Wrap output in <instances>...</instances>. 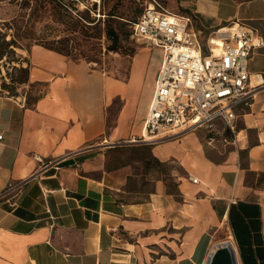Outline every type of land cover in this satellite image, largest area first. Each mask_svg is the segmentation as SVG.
<instances>
[{"label": "crops", "instance_id": "obj_1", "mask_svg": "<svg viewBox=\"0 0 264 264\" xmlns=\"http://www.w3.org/2000/svg\"><path fill=\"white\" fill-rule=\"evenodd\" d=\"M163 1L202 41L224 25L252 28L262 40L252 83L264 76V0ZM143 48L159 54L146 63ZM161 56L141 46L105 69L30 47L21 63L42 91L0 92V190L23 181L14 208L0 201V264H204L226 220L238 263L264 264V84L238 111L234 139L217 120L130 141Z\"/></svg>", "mask_w": 264, "mask_h": 264}, {"label": "built area", "instance_id": "obj_2", "mask_svg": "<svg viewBox=\"0 0 264 264\" xmlns=\"http://www.w3.org/2000/svg\"><path fill=\"white\" fill-rule=\"evenodd\" d=\"M129 36L162 54L141 133L130 141L157 142L188 129L212 128L217 120L235 138L238 111L250 103L254 89L264 84L259 73L252 83L248 68L253 47L262 44L252 28L224 25L209 31L202 41L189 15L149 0L132 22ZM33 157L42 162L41 156ZM56 163L53 159L43 165ZM189 179L198 180L192 175ZM22 184L8 181L0 190V201L4 199L14 208Z\"/></svg>", "mask_w": 264, "mask_h": 264}, {"label": "rangeland", "instance_id": "obj_3", "mask_svg": "<svg viewBox=\"0 0 264 264\" xmlns=\"http://www.w3.org/2000/svg\"><path fill=\"white\" fill-rule=\"evenodd\" d=\"M22 1L0 0V30L7 31V38L15 36L18 43L14 47L15 56L22 60L26 58L32 45H52L60 48L73 60L87 61L96 67L107 69L121 58L127 61L130 55L143 46L130 38L128 19H134L149 0H61L63 4L59 10L47 4L34 14H29L28 8L20 6ZM157 1L167 10L173 11L163 0ZM110 12L122 16L115 19L110 16ZM83 13H89L95 18L94 21L89 22V26L80 27L79 24V28L69 36L68 15L79 19L78 14ZM110 28L119 33L116 49L111 48L114 42L107 33ZM63 38L67 40L58 42ZM141 51L146 63L152 62L159 54L155 49L143 48ZM9 57L11 54L6 59ZM21 65L22 63L15 61L0 65V92L20 96L29 93V96L35 97L42 91V87L24 81L26 74L20 69ZM2 82L4 86L1 85ZM142 93L140 89L138 95ZM224 224L216 233V240L221 241L228 236V223L224 221Z\"/></svg>", "mask_w": 264, "mask_h": 264}, {"label": "trees", "instance_id": "obj_4", "mask_svg": "<svg viewBox=\"0 0 264 264\" xmlns=\"http://www.w3.org/2000/svg\"><path fill=\"white\" fill-rule=\"evenodd\" d=\"M47 4H50L52 8H55V10H57L58 8L60 9V6L63 3H62L61 0H23L21 2L20 6L22 8H28L29 9V14L30 13L34 14V13H37L38 11H40L41 8L45 7ZM160 6L162 8H164V9H166L161 4H160ZM140 11H138V13L134 17V19H132V20L128 19V22H129V34L131 33V24H132L133 21L136 20V18L139 15ZM109 14H110V16L112 18H115V19H119V17L122 16V15L114 13V12H110ZM78 15H79V19L83 20L82 23H81V21L79 19H77V18H75V17H73L71 15H68V16H70L69 17L70 18V20H69L70 21L69 36L72 35L73 32L79 28V26H78L79 24H81L80 27L81 26H89L90 24H88V23L89 22H93L94 19H95V18H92L89 15V13H83V14H78ZM185 15H187V14H185ZM107 33H108V36L111 37L113 39V42H114V45L111 46V48L112 49H116L117 48V43H118V40H119V33L114 28L108 29ZM7 35H8L7 31H1L0 30V65L1 64H5L6 62H13V61L21 63L22 59H20V57H18V56H15L16 53H15L14 47L18 45L17 39L15 38L14 35H12L11 37L7 38ZM67 38H63L62 40H60L58 42L67 40ZM44 46L47 47V48L53 49L55 51H58L60 53H63L60 48L54 47L52 45H44ZM9 54H11V57L6 59L7 55H9ZM20 69L22 71H25L26 77H25L24 81H27V67L21 65ZM1 85L4 86V83L2 82ZM27 97H29V96L27 95Z\"/></svg>", "mask_w": 264, "mask_h": 264}, {"label": "water", "instance_id": "obj_5", "mask_svg": "<svg viewBox=\"0 0 264 264\" xmlns=\"http://www.w3.org/2000/svg\"><path fill=\"white\" fill-rule=\"evenodd\" d=\"M204 264H239L232 242L224 239L214 243Z\"/></svg>", "mask_w": 264, "mask_h": 264}, {"label": "bare ground", "instance_id": "obj_6", "mask_svg": "<svg viewBox=\"0 0 264 264\" xmlns=\"http://www.w3.org/2000/svg\"><path fill=\"white\" fill-rule=\"evenodd\" d=\"M226 222H227V220H226ZM225 226V224L224 223H222V226H221V228H223ZM228 227V226H227ZM228 234V233H227ZM224 238H226L228 241H230V242H232V244L233 245H235V243L233 242V240H232V236H231V234L229 233L228 234V236L227 237H224ZM221 239V238H220ZM234 248H235V246H234Z\"/></svg>", "mask_w": 264, "mask_h": 264}]
</instances>
